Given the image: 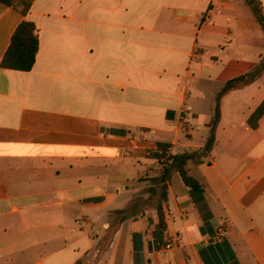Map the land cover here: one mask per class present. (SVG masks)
Segmentation results:
<instances>
[{"label": "crops", "instance_id": "1", "mask_svg": "<svg viewBox=\"0 0 264 264\" xmlns=\"http://www.w3.org/2000/svg\"><path fill=\"white\" fill-rule=\"evenodd\" d=\"M22 2L0 0V264H264V74L223 96L188 164L204 192L174 172L163 225L153 181L157 143L203 149L218 92L260 63L245 0ZM24 19L36 62L4 68Z\"/></svg>", "mask_w": 264, "mask_h": 264}, {"label": "trees", "instance_id": "2", "mask_svg": "<svg viewBox=\"0 0 264 264\" xmlns=\"http://www.w3.org/2000/svg\"><path fill=\"white\" fill-rule=\"evenodd\" d=\"M34 0H23L22 6H17L18 10L24 15H27ZM252 9L255 17L262 26L264 32V6L262 0H245ZM24 5V6H23ZM39 49V35L34 22L29 19H24L16 28L10 46L3 57L2 67L28 71L31 70L36 62V57ZM264 74V54L258 65L252 70L228 80L218 92L214 112L211 121L208 123L209 136L203 149L195 151H185L173 153L170 150V144L166 142H158V148L152 153V156L158 160L162 166V172L159 176L153 179L154 183L161 184L160 200L156 203V208L160 218V224H164V216L162 203L167 199L169 181L174 172H179L186 185L192 190L203 194L204 189L202 184L190 174L188 164L190 161L196 163L204 162L212 152L215 142L218 125L222 118L221 100L224 95L232 90L240 89L257 81ZM264 116V103L253 113L249 119L250 126L257 128L259 120ZM156 187L151 188L152 194H156ZM127 210L120 211L122 213Z\"/></svg>", "mask_w": 264, "mask_h": 264}, {"label": "built area", "instance_id": "3", "mask_svg": "<svg viewBox=\"0 0 264 264\" xmlns=\"http://www.w3.org/2000/svg\"><path fill=\"white\" fill-rule=\"evenodd\" d=\"M224 234H225V228L224 227H221L217 231V235L216 236H217L218 239H220V238H222L224 236Z\"/></svg>", "mask_w": 264, "mask_h": 264}]
</instances>
